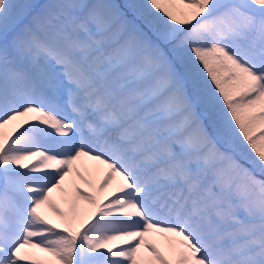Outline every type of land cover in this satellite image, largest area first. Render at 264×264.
Masks as SVG:
<instances>
[{
    "label": "snow or ice",
    "instance_id": "1",
    "mask_svg": "<svg viewBox=\"0 0 264 264\" xmlns=\"http://www.w3.org/2000/svg\"><path fill=\"white\" fill-rule=\"evenodd\" d=\"M0 264H264V0H0Z\"/></svg>",
    "mask_w": 264,
    "mask_h": 264
},
{
    "label": "bare ground",
    "instance_id": "2",
    "mask_svg": "<svg viewBox=\"0 0 264 264\" xmlns=\"http://www.w3.org/2000/svg\"><path fill=\"white\" fill-rule=\"evenodd\" d=\"M78 167L75 169L74 175H73V180H77V176H81L82 180L84 183L87 184H93V188L95 191H99L98 187V181L100 180L102 176V168L100 165L95 163L94 161H90L86 158H82L80 161L76 162ZM79 173V175H77ZM98 180V181H97ZM97 181V182H96ZM96 182V183H95ZM110 191V189H105L103 192H101V199H103L104 195L107 194V192ZM58 206H65V203H71L73 202L76 204V211H73V213H76L80 216H82V208L78 206V202L76 203V200L72 196L71 199H67L65 195H60L58 197ZM156 243V241H154ZM30 250V249H29ZM39 256H44L45 254L43 253H37Z\"/></svg>",
    "mask_w": 264,
    "mask_h": 264
},
{
    "label": "rangeland",
    "instance_id": "3",
    "mask_svg": "<svg viewBox=\"0 0 264 264\" xmlns=\"http://www.w3.org/2000/svg\"><path fill=\"white\" fill-rule=\"evenodd\" d=\"M59 193V191L56 192V194ZM61 195V193H60ZM58 198L55 196V198H53V202H54V205L56 204ZM82 202H84L83 204H81ZM80 203V206L82 208V216L76 214V215H72L73 214V211L71 210V212H69V207L66 206L68 203H65V206H58L57 204L55 205L56 208H58L60 210L61 213L64 214V217L65 218H68V219H71V220H74V222L76 224H79L82 220L86 219L87 216L91 213L92 211V204H90L89 202L83 200V201H79ZM79 206V207H80ZM41 212L42 214L48 218L49 220L55 222V223H60L61 222V217L57 216L55 212H53L51 209H50V215L51 217L49 216L48 213H46L45 211L42 210L41 208ZM68 212V213H67ZM156 243L158 246L162 247L163 246V241L159 238L156 239ZM28 251H33V250H28ZM38 255V254H37Z\"/></svg>",
    "mask_w": 264,
    "mask_h": 264
}]
</instances>
